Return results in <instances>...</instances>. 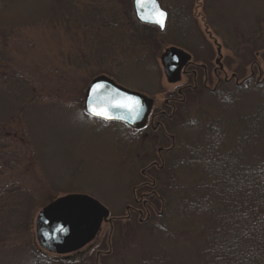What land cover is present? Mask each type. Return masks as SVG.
<instances>
[{
    "label": "rangeland",
    "instance_id": "rangeland-1",
    "mask_svg": "<svg viewBox=\"0 0 264 264\" xmlns=\"http://www.w3.org/2000/svg\"><path fill=\"white\" fill-rule=\"evenodd\" d=\"M164 1L177 9L172 39L200 50L205 36L214 50L212 66L222 78L232 77L242 64L240 35L250 36L260 27L264 31V0H194L195 21L185 7L190 0ZM132 18V0H11L0 7V264H32L33 251L57 262L75 260L66 264L88 258L95 264L98 248L110 236V218L125 221L129 205L142 207L149 187L138 183L145 180L143 169L160 161L158 147L166 137L160 141L146 137L148 130L137 132L88 117L87 89L106 74L153 98L151 114L189 78L180 74L172 82L167 74L163 58L175 47L172 43L155 48L160 73L144 70L141 60H147L150 48L119 40ZM257 57L264 74V50ZM239 69L248 76L251 63ZM250 100L244 96L245 103ZM201 101L214 111L205 98ZM195 102L192 117L199 108ZM71 193L88 194L99 203L103 216L98 228L76 250L42 249L36 227L40 212ZM120 225L124 228H114L113 237L123 243L135 227ZM123 245L127 247L117 250L121 253L113 252L100 263L138 264L139 244L133 239ZM169 249L171 264H195L183 244L171 242Z\"/></svg>",
    "mask_w": 264,
    "mask_h": 264
},
{
    "label": "trees",
    "instance_id": "trees-1",
    "mask_svg": "<svg viewBox=\"0 0 264 264\" xmlns=\"http://www.w3.org/2000/svg\"><path fill=\"white\" fill-rule=\"evenodd\" d=\"M10 1L0 0V7H6ZM160 1L170 13L164 33L132 18L129 31L119 32V40L129 41L133 48H150L147 60H141L148 72L160 73L154 54L155 48L165 43L181 47L195 61L211 66V42L204 36L200 38V50H195L172 39L170 26L177 9ZM185 7L195 21L194 0ZM237 45L238 57L242 59L239 68L251 63L254 75L241 85L222 81L214 92L206 90L202 81L198 90H187L186 101L178 104L172 119L164 120V129L173 141L164 134L162 139L151 136L160 141L165 138L159 146L169 150L162 158L159 156L160 166L155 164L148 170L153 182L144 216L137 219L134 214L125 221L110 222L111 236L97 250L105 255H95V264L113 252L121 253L117 250L126 248L123 243L129 244L133 239L139 244L138 264H171V242L186 246L195 264H264V77H256L257 73L263 74L257 54L264 50V31L260 27L250 36L240 35ZM239 68L235 77L246 78L245 71ZM245 95L252 100L245 103ZM201 96L214 111L203 106ZM255 96L257 100L252 98ZM193 102L199 108L192 117ZM126 222L135 230L127 233L121 243L113 237V230L121 231L124 226L120 223ZM32 256V264L75 261L64 258L65 261L57 262L36 251ZM78 263L93 264V258Z\"/></svg>",
    "mask_w": 264,
    "mask_h": 264
},
{
    "label": "water",
    "instance_id": "water-1",
    "mask_svg": "<svg viewBox=\"0 0 264 264\" xmlns=\"http://www.w3.org/2000/svg\"><path fill=\"white\" fill-rule=\"evenodd\" d=\"M158 5L167 15L164 26L152 22V19H142L154 15L155 6ZM133 8L136 18L144 24L157 26L161 32H165L169 22V12L165 9L160 0H144V6L138 8L136 0H133ZM189 56L180 48H171L164 55L163 61L167 74L173 82L179 80L182 69L188 64ZM95 83H101L104 87L100 90L99 96L102 103L99 110H107L113 117L105 119L93 115L88 110V102L91 98L90 88ZM123 95L135 97L139 101V115L131 113L125 108L112 105L122 102L123 96L115 95L117 91ZM153 100L147 98L140 92L127 89L118 85L107 75H100L90 83L85 97V113L94 119L103 120L108 123H124L131 127L141 128L146 124ZM96 105L94 104V107ZM122 117V119H121ZM103 211L99 203L88 194H68L63 196L46 208H44L37 220V236L42 247L52 252L66 253L80 248L95 233L100 224ZM112 218H110V221ZM63 229V231H61Z\"/></svg>",
    "mask_w": 264,
    "mask_h": 264
},
{
    "label": "flooded vegetation",
    "instance_id": "flooded-vegetation-1",
    "mask_svg": "<svg viewBox=\"0 0 264 264\" xmlns=\"http://www.w3.org/2000/svg\"><path fill=\"white\" fill-rule=\"evenodd\" d=\"M193 59V56H192ZM213 60V59H212ZM212 63V61H211ZM213 63L211 64V66H209L208 64H205L201 61H195L192 60L188 62L187 65L184 66L183 70H182V75H184L185 77H188L189 80L186 82V84H184L182 87L178 88L177 93H172L170 94L171 97H168L165 99L164 104L162 105V107L160 108V110H158L157 112H151L150 114V124H147L146 127H144L143 129L140 130H136V131H143V130H150V132H152L153 134L150 135V132H145L146 137L147 136H157L160 137V135L162 136L163 134L165 135V137H168L170 139H172V135L168 134L165 129V123L164 120L165 119H172V117L174 116L175 112L178 109V104H182L186 101L187 96H186V92L187 90H198L199 89V81H202V85L203 87L211 92L215 91L216 86L224 81L227 83H230L232 81L236 82V77L231 78L230 76L226 77V75L222 78L221 75L216 71L215 67L213 68ZM228 68V67H227ZM233 73H231L232 75ZM263 74H259L258 75V79L260 80L261 78H263ZM215 78V83L212 87V79ZM239 79V78H238ZM170 111V112H169ZM151 127V129H150ZM173 141V139H172ZM169 150V148L167 147H163L162 145L158 147V153L160 154V158H162L164 156V154ZM160 166V165H159ZM149 168H145L143 170H145L143 172V176L142 178H145V180H142L140 183H138L137 187H150L153 180L151 178V176L148 174V170ZM148 174V176H147ZM147 178V180H146ZM136 187V188H137ZM137 190V189H136ZM144 195L146 196L143 200H142V207L141 208H137L135 206L129 205L127 207V211H128V215L127 216H131L134 215V213H138L139 216H144L148 203L149 202V192L144 193ZM135 196V193H134ZM141 200L138 199L136 200L137 203H139Z\"/></svg>",
    "mask_w": 264,
    "mask_h": 264
},
{
    "label": "snow or ice",
    "instance_id": "snow-or-ice-1",
    "mask_svg": "<svg viewBox=\"0 0 264 264\" xmlns=\"http://www.w3.org/2000/svg\"><path fill=\"white\" fill-rule=\"evenodd\" d=\"M138 8H142L144 6V0H136ZM152 3L155 4V0H152ZM166 13L159 8L158 5L155 6L154 15L152 17H144L141 16L142 19H152V22L159 24L161 27L164 26V20L166 18ZM104 87L101 83H95L91 85L90 88V96L88 102V110L96 116L112 119L113 117L109 114V112L105 110H99V105L102 103V98L99 96L100 90ZM115 95L123 96L122 102L112 105L114 107L125 108L131 113H135L137 116L139 115V101L135 97L126 96L117 91H115ZM94 104L96 105L94 107ZM122 119V117H121ZM63 231V229H61Z\"/></svg>",
    "mask_w": 264,
    "mask_h": 264
}]
</instances>
